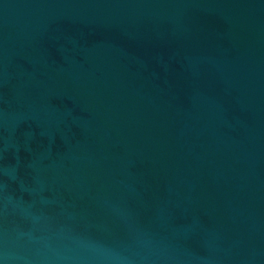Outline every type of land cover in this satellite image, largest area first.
<instances>
[{
  "label": "water",
  "instance_id": "obj_1",
  "mask_svg": "<svg viewBox=\"0 0 264 264\" xmlns=\"http://www.w3.org/2000/svg\"><path fill=\"white\" fill-rule=\"evenodd\" d=\"M0 264H264V0H0Z\"/></svg>",
  "mask_w": 264,
  "mask_h": 264
}]
</instances>
